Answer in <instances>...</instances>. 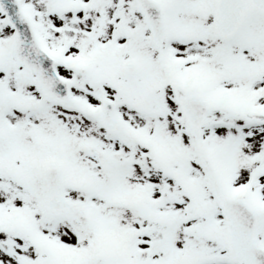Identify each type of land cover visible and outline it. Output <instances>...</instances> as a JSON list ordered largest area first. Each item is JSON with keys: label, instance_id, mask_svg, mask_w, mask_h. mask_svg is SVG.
<instances>
[{"label": "snow or ice", "instance_id": "obj_1", "mask_svg": "<svg viewBox=\"0 0 264 264\" xmlns=\"http://www.w3.org/2000/svg\"><path fill=\"white\" fill-rule=\"evenodd\" d=\"M0 264H264V0H0Z\"/></svg>", "mask_w": 264, "mask_h": 264}]
</instances>
